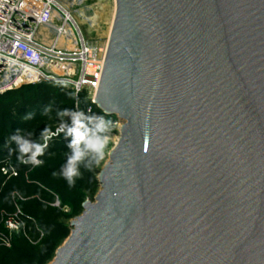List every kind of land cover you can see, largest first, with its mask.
I'll return each instance as SVG.
<instances>
[{
    "label": "water",
    "instance_id": "water-1",
    "mask_svg": "<svg viewBox=\"0 0 264 264\" xmlns=\"http://www.w3.org/2000/svg\"><path fill=\"white\" fill-rule=\"evenodd\" d=\"M96 103L119 140L50 264H264V0H116Z\"/></svg>",
    "mask_w": 264,
    "mask_h": 264
},
{
    "label": "rangeland",
    "instance_id": "rangeland-1",
    "mask_svg": "<svg viewBox=\"0 0 264 264\" xmlns=\"http://www.w3.org/2000/svg\"><path fill=\"white\" fill-rule=\"evenodd\" d=\"M56 2L74 18L89 45L97 48L108 45L116 13V0ZM64 17L65 14L57 10L56 23L60 24ZM75 32L77 34L76 29ZM39 37L47 44L63 48L71 47L79 39L78 34L61 37L52 28L41 30ZM19 75L10 65L0 66V103L14 102L11 109L2 112L7 125L0 123V180H4V184L10 182L17 175L12 170L17 171L16 167L21 166L26 180L42 175L49 178L52 184L63 183L76 188L79 196L77 202L74 201L75 193L63 201L53 189L49 190L54 193V199L45 198L42 201L49 205L44 216L67 224L71 232L72 222L84 211L83 204L86 201L94 202L101 190L99 177L117 145L119 135L116 129L120 128H108L104 135L89 143L70 144L66 149L49 151L46 149L47 137L60 124H68L69 120L74 119L81 99L70 85L51 83L38 86L39 83L29 82ZM87 172L95 174V183L89 182ZM20 201L18 204L26 205L23 198ZM5 227L13 237L21 231L29 234L18 215L8 217ZM67 237L59 241L47 264L54 260L57 250ZM33 240L39 244V239ZM6 244L10 246L11 240Z\"/></svg>",
    "mask_w": 264,
    "mask_h": 264
},
{
    "label": "built area",
    "instance_id": "built-area-1",
    "mask_svg": "<svg viewBox=\"0 0 264 264\" xmlns=\"http://www.w3.org/2000/svg\"><path fill=\"white\" fill-rule=\"evenodd\" d=\"M57 10L65 14L60 24L56 23ZM51 28L61 37L78 34L79 39L68 48L47 44L41 40L39 33ZM106 51L107 46L97 48L85 41L74 18L68 17L56 0H0V66H11L14 59L31 67L29 70H18L11 66L20 78L29 82L70 85L78 94L85 90L89 100L86 107L88 114L97 106L96 92ZM79 118L77 110L71 123L60 124L47 137L46 145L51 139L68 132ZM122 124L120 119H113L109 128H121Z\"/></svg>",
    "mask_w": 264,
    "mask_h": 264
},
{
    "label": "trees",
    "instance_id": "trees-1",
    "mask_svg": "<svg viewBox=\"0 0 264 264\" xmlns=\"http://www.w3.org/2000/svg\"><path fill=\"white\" fill-rule=\"evenodd\" d=\"M47 84L51 82H42L38 86ZM60 85L63 86V84ZM86 95L85 90L78 95L81 99L78 110L79 121L74 123L68 132L51 139L46 149L49 151L66 149L70 144L89 143L105 134L114 118L106 115L97 106L88 114L86 107L89 100ZM13 106L14 102L0 103L2 125L7 123L4 122L2 112ZM16 109L20 108L16 107ZM72 121L71 119L68 123ZM16 169L17 171L14 169L12 171L17 175L12 177L10 182L4 184V180H0V264H47L59 241L69 236L70 227L63 222L45 217L44 214L48 211L49 205L42 201H45V198L54 199V193L49 189H53L63 201L75 193L74 201L77 202L78 192L76 188L68 184H52L49 178L42 175H35L31 180H26L21 166H17ZM86 174L89 182L97 181L93 172ZM20 198L26 201V205L18 204ZM13 214L23 220L24 228L28 229L29 234L21 231L17 236H11L5 227V221ZM33 238L39 239V244H36ZM8 240H11L10 246L6 244Z\"/></svg>",
    "mask_w": 264,
    "mask_h": 264
},
{
    "label": "bare ground",
    "instance_id": "bare-ground-1",
    "mask_svg": "<svg viewBox=\"0 0 264 264\" xmlns=\"http://www.w3.org/2000/svg\"><path fill=\"white\" fill-rule=\"evenodd\" d=\"M66 12V11H65ZM66 15L68 16V17H72L71 15H69V14H67V12H66ZM73 18V17H72ZM13 61V65H11V66H13V68H15V69H18V70H29V69H31V67H29L28 65H25V63H23V64H19L20 62H18V61H16V60H12ZM14 66H21V67H14ZM73 68V67H72ZM116 119H118V118H116ZM119 125L121 124V123H118Z\"/></svg>",
    "mask_w": 264,
    "mask_h": 264
}]
</instances>
